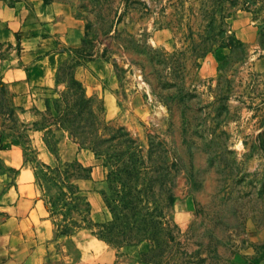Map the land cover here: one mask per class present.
Instances as JSON below:
<instances>
[{"label": "rangeland", "instance_id": "obj_1", "mask_svg": "<svg viewBox=\"0 0 264 264\" xmlns=\"http://www.w3.org/2000/svg\"><path fill=\"white\" fill-rule=\"evenodd\" d=\"M174 4L187 10L175 20L188 48L163 52L130 38L123 55H110L121 82L117 116L68 68L35 118L20 117L0 93V132L24 141L28 130L51 147L67 140L96 157L104 217L92 222L82 204L81 222L63 228L90 230L127 263L218 259L221 235L235 249L245 223L264 230V0ZM139 92L146 106L131 105ZM76 168L72 160L38 170L63 215L79 197L56 186H69ZM186 205L197 221L189 227Z\"/></svg>", "mask_w": 264, "mask_h": 264}, {"label": "crops", "instance_id": "obj_2", "mask_svg": "<svg viewBox=\"0 0 264 264\" xmlns=\"http://www.w3.org/2000/svg\"><path fill=\"white\" fill-rule=\"evenodd\" d=\"M174 1L0 0V93L9 97L20 117L35 118L37 109L64 83L60 76L68 68L86 94L102 99L107 116H117L121 82L111 56L123 55L119 50L128 47V39L163 52L191 44L175 20L187 10ZM144 100L139 92L131 105L146 106ZM27 133L22 141L0 132V264H144L121 261L118 252L90 230L63 228L70 221L76 225L77 217L81 222L77 210L83 206L92 222L104 217L95 182L102 169L91 152L67 140L51 147L43 136ZM72 160L79 168L70 185L56 188L79 198L68 203L63 215L61 203L54 205L52 189L40 184L37 174L40 167L50 170ZM181 213L184 227H189L195 216L190 208ZM241 235L235 249L221 235L218 259L203 253L204 258L190 264H264L261 225L247 222Z\"/></svg>", "mask_w": 264, "mask_h": 264}]
</instances>
